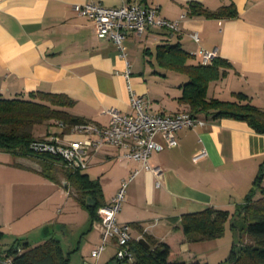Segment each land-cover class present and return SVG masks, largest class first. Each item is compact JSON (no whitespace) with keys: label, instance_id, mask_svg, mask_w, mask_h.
I'll list each match as a JSON object with an SVG mask.
<instances>
[{"label":"crops","instance_id":"0c3cea01","mask_svg":"<svg viewBox=\"0 0 264 264\" xmlns=\"http://www.w3.org/2000/svg\"><path fill=\"white\" fill-rule=\"evenodd\" d=\"M86 2L111 7L122 0H0V97L25 98L32 91L65 94L73 101L65 109L99 125L107 124L111 107L132 111L131 91L144 95L151 113L187 109L178 101L187 76L158 69L148 57L155 54L158 44L167 42L166 31L152 26L142 35H127L122 56L112 40L98 37L89 19L73 10L75 3ZM141 2L157 6L165 18L178 20L180 31L170 43L178 42L192 54L216 49L217 56L228 63L221 70L224 75L209 82L207 97L234 100V94L240 92L264 107V0ZM191 2L209 10L231 6L236 15L190 14ZM194 32L198 41L191 37ZM198 60L196 56L188 62ZM147 68H152L149 76ZM169 75L173 81L167 80ZM199 115L205 119L204 125L178 129V145L150 154L148 161L160 169L159 177L142 169L127 182L116 219L129 225L132 239L145 234L167 243L180 260L197 257L210 264L201 247L220 238L188 240L180 227V215L209 206L232 209L243 202L242 193L264 171V133L253 131L244 120ZM33 132L36 137L56 133L64 140L84 137L81 132L64 130L54 120L35 125ZM157 141L162 139L157 137ZM201 149L205 154L194 160ZM119 151L105 145L92 153L82 170L98 182L100 203L107 204L139 166L136 161L118 158ZM39 170L35 158L0 150V254L16 240L35 244L54 236L71 264L76 260L96 264L90 251L100 239L97 215L91 218L63 175L50 179ZM94 203L87 197V205ZM229 230L226 223L224 234ZM107 248L112 252L103 255ZM104 251L98 264L115 259L114 242Z\"/></svg>","mask_w":264,"mask_h":264},{"label":"trees","instance_id":"16d2710c","mask_svg":"<svg viewBox=\"0 0 264 264\" xmlns=\"http://www.w3.org/2000/svg\"><path fill=\"white\" fill-rule=\"evenodd\" d=\"M190 14H203L206 17H231L236 15L231 6H221L209 10L199 2L189 3ZM167 33V31H166ZM167 42L155 48L156 63L167 70L185 74L187 80L181 85L180 103L187 105L191 114L212 117H231L244 120L249 127L264 133V107L249 101L243 93H235L234 100L207 97L210 81L224 75L225 59L215 56L209 63L199 60L190 63L196 57L184 50L178 42L170 43L173 35L166 34ZM73 101L65 94L32 91L28 97H0V150L16 155L35 158L40 166L39 172L47 178L63 175L77 192L83 206L87 207L91 218L96 216L101 191L96 180L90 179L80 169L69 167L60 157L44 151H37L31 143L45 136L36 137L35 125L54 120L64 130H70L75 124L88 122L87 119L69 112L67 107ZM264 171H259L253 186L246 193L243 202L232 209L206 207L199 211L180 215V227L191 241L218 238L224 234L226 223L234 233V240L228 255L218 264H264V185L261 184ZM259 193V194H257ZM87 197L94 199V205H87ZM143 237L149 243L145 247L137 240H130L134 253L132 264H209L206 260L194 257L188 261L180 260L172 254L171 247L162 241H154L147 235ZM16 244V245H15ZM10 259V264H71L69 256L63 253L60 241L50 236L35 244L16 240L4 254H0V264ZM118 264H127L118 260Z\"/></svg>","mask_w":264,"mask_h":264},{"label":"built area","instance_id":"2783aa9c","mask_svg":"<svg viewBox=\"0 0 264 264\" xmlns=\"http://www.w3.org/2000/svg\"><path fill=\"white\" fill-rule=\"evenodd\" d=\"M73 10L77 15L85 16L92 23L98 37L112 40L124 56L123 39L131 34L142 35L152 26L161 28L169 35L180 31L178 20L168 19L159 13L157 6L143 5L141 0H122L119 6H104L99 3H75ZM184 14L181 15L183 17ZM198 41L197 32L191 34ZM203 64L211 62L217 56L216 49H199L195 53ZM126 69L125 74L128 75ZM131 112H121L115 108L107 110L109 119L106 125L92 121L75 124L70 130L81 132L80 140H64L56 133H50L41 140L31 143L37 151L57 155L69 167L83 170L87 168L89 158L105 145L118 148V158L126 161H136L139 166L134 168L128 179L122 181L107 204L97 208L95 226L99 230V242L91 249L90 256L97 261L110 242H114L115 259L130 264L134 261V253L130 247V227L120 223L116 215L124 200L125 187L142 169L149 170L159 177L160 169L152 166L148 159L153 151H161L165 147L178 145L176 131L180 128H196L205 124V119L188 111L151 113L147 110V99L131 91ZM62 126V124H58ZM157 137L162 142L157 141ZM205 149L198 151L197 157L204 155ZM10 259L2 264H10ZM96 263V262H95Z\"/></svg>","mask_w":264,"mask_h":264},{"label":"rangeland","instance_id":"374dc122","mask_svg":"<svg viewBox=\"0 0 264 264\" xmlns=\"http://www.w3.org/2000/svg\"><path fill=\"white\" fill-rule=\"evenodd\" d=\"M172 40H174L173 38L171 39V41ZM122 43H124V41L122 42ZM153 50V49H152ZM148 57H149V59H151V60H153L155 63H156V59H155V54H154V52L150 55H148ZM147 58V57H146ZM191 59V58H190ZM146 61V60H145ZM189 62H191V61H189ZM149 65V64H148ZM148 65H146V67H148ZM157 65V64H156ZM155 67H160L159 65H157V66H155ZM151 69L152 68H147V72H146V74H147V76H149L150 74H151ZM159 69V68H158ZM153 77V76H152ZM167 80H174L173 78H172V76H168L167 77ZM166 80V81H167ZM156 81V79L155 80H153V82H155ZM255 178V177H254ZM251 187V186H250ZM248 191H249V189H248ZM240 193V192H239ZM246 193H247V191H246ZM246 193H242L243 194V199L245 198V195H246ZM241 194V193H240ZM257 194H259V193H257ZM234 233L231 231V230H229V231H227V233H225V234H223L222 236H220L219 238V240H216V241H218V242H215V243H213V244H210V245H208V244H205L204 245V247L202 248L201 247V249H203V250H205L206 252H207V254H208V256H209V261H210V264H218V262L219 261H221V260H224L225 258H226V256L228 255V253H229V250H230V247H231V244H232V240H234ZM110 252H112V249H110V248H107L106 249V251H104V253H103V255H105V254H107V253H110ZM80 254L78 253L77 254V256H79ZM87 255V254H86ZM88 259V258H87ZM90 260V259H89ZM218 260V261H217ZM98 261L99 260H97L96 261V264H98ZM76 264H79V261H74ZM214 262H216V263H214Z\"/></svg>","mask_w":264,"mask_h":264},{"label":"water","instance_id":"95a60500","mask_svg":"<svg viewBox=\"0 0 264 264\" xmlns=\"http://www.w3.org/2000/svg\"><path fill=\"white\" fill-rule=\"evenodd\" d=\"M137 241L139 242V243H141L142 245H144L145 247H149V243L145 240V238H143V237H139L138 239H137ZM84 264H92V263H84ZM108 264H118V260H116V259H113L110 263H108Z\"/></svg>","mask_w":264,"mask_h":264}]
</instances>
